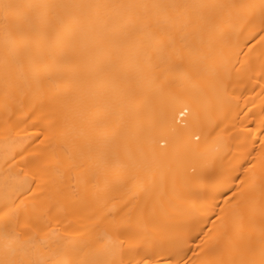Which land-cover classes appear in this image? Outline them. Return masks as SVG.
Instances as JSON below:
<instances>
[{
    "label": "bare ground",
    "instance_id": "1",
    "mask_svg": "<svg viewBox=\"0 0 264 264\" xmlns=\"http://www.w3.org/2000/svg\"><path fill=\"white\" fill-rule=\"evenodd\" d=\"M0 264H264V0H0Z\"/></svg>",
    "mask_w": 264,
    "mask_h": 264
}]
</instances>
